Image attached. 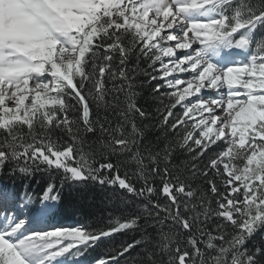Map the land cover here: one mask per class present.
<instances>
[{"label": "snow or ice", "instance_id": "1", "mask_svg": "<svg viewBox=\"0 0 264 264\" xmlns=\"http://www.w3.org/2000/svg\"><path fill=\"white\" fill-rule=\"evenodd\" d=\"M258 28H264V0L258 5L247 0H0V169L14 164L27 173L45 165L76 185L93 181L146 199L159 193L166 203L149 199L157 222L174 225L161 236L167 259L160 264H264V241L246 246L264 229V38H257ZM132 53L149 59L159 73L151 79L163 81L154 92L167 90L162 123L184 129L181 146L196 159L215 145L206 167L192 170L193 179L206 178L207 192L198 196L188 177L172 173L168 150L149 153L151 168L133 153L141 132L134 116L146 115L134 103V93H127L122 113L131 132L123 125L105 127L106 118H91L93 90L103 103L110 93L131 88L125 82ZM74 112L78 115L69 114ZM55 129L68 139H53ZM97 132L110 153H133L143 187L137 189L106 156L94 166L95 150L86 134ZM150 177H159L158 188ZM59 200L55 184L34 207L27 192L0 191V264H87L89 247L137 225L133 218L99 231L44 227ZM10 205L19 211H9ZM213 217L221 221L216 237L203 227ZM226 227L232 229L230 238ZM139 243L93 264H119V257Z\"/></svg>", "mask_w": 264, "mask_h": 264}, {"label": "trees", "instance_id": "2", "mask_svg": "<svg viewBox=\"0 0 264 264\" xmlns=\"http://www.w3.org/2000/svg\"><path fill=\"white\" fill-rule=\"evenodd\" d=\"M247 2L258 5L260 0H247ZM257 38H264V28L257 29ZM100 52L102 53L103 49H100ZM116 64L118 66V59ZM150 65L151 61L149 59L142 55L137 58V54L132 53L126 65L130 80L125 82V84L130 83L131 88L125 87L123 92L110 93L105 97L103 103L95 99L94 90L93 94H88L86 89L85 92L88 94L92 113L91 118L95 120L99 116L102 121L106 118L108 123L105 124V127L116 128L123 125L127 132H131V124L124 121L122 113L127 108V93H134L132 97L134 103L146 115L140 117L135 114L134 116L135 123L141 132L137 136V144L133 146V153L138 151L143 163L151 168V163L148 160L149 153L155 154L159 152L163 154L165 150H168L170 159L167 163L172 173L188 177L189 183L198 189L197 195L199 196L200 191L207 192L208 184L206 178L202 176H197L193 179L192 170L194 167L198 169L205 168L209 157L217 149L212 146L203 156L193 159L195 152H190L188 146H181L184 129L173 130L170 126L162 123L165 107L168 104V98L163 93L167 90L162 88L160 92L153 91L156 84L162 83V80L151 79V76H159V73L154 71V67ZM155 67L158 68L159 64L157 63ZM116 83H120V81L117 80ZM111 86V82H109L108 87L111 88ZM88 87L90 88L91 85H88ZM113 96H115V99ZM174 111L179 113V107ZM69 114L75 116L78 115V112ZM23 131L27 132V128L25 127ZM51 136L53 139L61 141L68 139L59 129L53 130ZM86 139L95 150V167H98L100 163L106 162L104 159L106 156L108 162L117 165L122 176L127 174L137 189L144 186V179L140 175V165H138L136 160L132 159L133 153H110V151L101 147L99 132L96 135L86 134ZM103 139L104 142L108 141L109 137L107 134H105ZM89 144L85 145L86 151ZM160 166L163 167L164 163L161 162ZM14 167L16 168L15 173L12 171ZM104 174L107 175L108 173L105 172ZM209 175L212 176L214 173L210 170ZM149 180L150 182L154 181L155 186L159 187V177H150ZM217 181L219 183V177H217ZM50 184H55L60 192V200L54 210V215L64 220L75 221L80 227L99 231L100 229H108L117 222H125L137 218L136 226L102 238L94 246L89 247L84 257L86 261L94 262L99 258L108 257L115 254L123 246L135 241L140 243L129 253L119 257V264H160L161 259H167L166 254L160 251L159 245L162 234L168 233L173 229L174 225L170 220H164L163 224L157 222L155 215L157 210L152 207L149 199L153 202L159 200L162 204L166 203V199L160 197L159 193L146 199L144 196L128 193L118 186H101L93 181H89L87 185H76L65 181L62 171L48 169L45 165H40L38 169L32 168L27 173H21L19 167L14 164H8L0 169L1 188L11 190L17 196H22L27 192L35 202ZM220 186L223 189V185ZM208 195L212 207H215L214 197L210 193ZM163 217L164 213L161 212L159 218L163 219ZM218 223H221V221L213 217L203 227L213 237H216L219 232L216 228ZM231 232L232 229L226 227L224 229L225 237L230 238ZM207 238V235H205L202 239L206 241ZM180 240L181 242L184 240L183 234L180 235ZM262 241H264V229L255 233L246 246L252 248L253 245H259ZM215 242L221 243L219 240ZM174 246L175 242H173ZM201 247L204 248L203 243Z\"/></svg>", "mask_w": 264, "mask_h": 264}, {"label": "rangeland", "instance_id": "3", "mask_svg": "<svg viewBox=\"0 0 264 264\" xmlns=\"http://www.w3.org/2000/svg\"><path fill=\"white\" fill-rule=\"evenodd\" d=\"M167 59L168 58H165V61H167ZM183 76H187V74L185 73V74H182ZM162 83H163V81H162ZM205 95H214V93H206ZM213 146H215V145H213ZM48 227H52V226H48ZM76 227H78V226H76ZM67 228H71V226L70 227H67ZM60 259H62V258H57V260H60ZM69 260L71 259V257H69L68 258ZM55 263V262H54Z\"/></svg>", "mask_w": 264, "mask_h": 264}]
</instances>
